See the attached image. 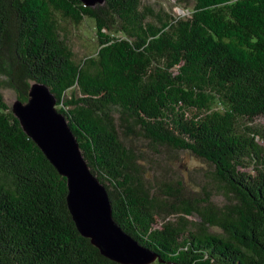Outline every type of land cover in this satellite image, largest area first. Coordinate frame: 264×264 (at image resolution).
Returning a JSON list of instances; mask_svg holds the SVG:
<instances>
[{
    "label": "trees",
    "instance_id": "trees-1",
    "mask_svg": "<svg viewBox=\"0 0 264 264\" xmlns=\"http://www.w3.org/2000/svg\"><path fill=\"white\" fill-rule=\"evenodd\" d=\"M175 2L187 13L0 0L2 83L23 102L48 87L144 264H264V0ZM87 20L78 56L66 26ZM181 151L209 167L197 187L152 165ZM66 193L0 91V264H124L78 231Z\"/></svg>",
    "mask_w": 264,
    "mask_h": 264
},
{
    "label": "water",
    "instance_id": "water-1",
    "mask_svg": "<svg viewBox=\"0 0 264 264\" xmlns=\"http://www.w3.org/2000/svg\"><path fill=\"white\" fill-rule=\"evenodd\" d=\"M94 5L103 0H81ZM11 108L24 131L34 139L57 171L66 178V202L78 231L100 252L120 263L144 264L151 252L114 220L106 187L94 175L48 87L33 81L28 99Z\"/></svg>",
    "mask_w": 264,
    "mask_h": 264
},
{
    "label": "rangeland",
    "instance_id": "rangeland-1",
    "mask_svg": "<svg viewBox=\"0 0 264 264\" xmlns=\"http://www.w3.org/2000/svg\"><path fill=\"white\" fill-rule=\"evenodd\" d=\"M146 2H156L163 5L168 11L175 14H185L187 10L177 4L175 0H144ZM70 31L72 46L77 51L78 56H82L86 51H90L95 47V37L93 22L90 20L81 22L77 27L70 25L66 26ZM2 77H0V91L3 94L5 101L11 106L17 100V93L14 88L2 83ZM158 163L152 165L157 171L165 178L173 177L176 173L182 174L189 184L194 183L196 187L205 181L208 165L200 158L189 152H170L163 154L158 158ZM251 170V168H247ZM171 218V217H170Z\"/></svg>",
    "mask_w": 264,
    "mask_h": 264
}]
</instances>
